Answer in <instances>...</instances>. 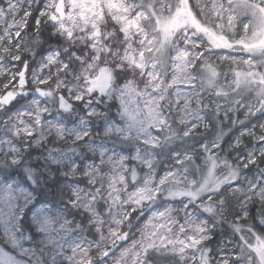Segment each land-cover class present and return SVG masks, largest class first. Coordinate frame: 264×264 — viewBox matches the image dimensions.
<instances>
[{
    "label": "snow or ice",
    "instance_id": "snow-or-ice-1",
    "mask_svg": "<svg viewBox=\"0 0 264 264\" xmlns=\"http://www.w3.org/2000/svg\"><path fill=\"white\" fill-rule=\"evenodd\" d=\"M0 264H264V0L0 6Z\"/></svg>",
    "mask_w": 264,
    "mask_h": 264
},
{
    "label": "rangeland",
    "instance_id": "rangeland-1",
    "mask_svg": "<svg viewBox=\"0 0 264 264\" xmlns=\"http://www.w3.org/2000/svg\"><path fill=\"white\" fill-rule=\"evenodd\" d=\"M6 2H7V0H0V6H5L6 7ZM46 54L47 53L44 50H41L40 51V54H38V55L35 56V61L39 62L42 59V57L44 55H46ZM25 58L28 59V61H29V68H28V71H27V76L30 78L31 77V74H32V72H33L34 69L37 72H39V67H38V64L37 63H33L32 62L31 54H28ZM224 67H227V65H224ZM13 70H15V69H13ZM229 80H231V77H229ZM220 83L221 84H224L223 77L220 78ZM240 118L243 119V114L242 113L240 114ZM253 123H255V121H253ZM238 127L239 126H237V128ZM237 135H239V131L236 130V129H234L233 130V133L230 136L226 137V139H235V137ZM211 246L212 247H219L220 245H217L216 244V241H213V243H212ZM6 250L10 251V249H6Z\"/></svg>",
    "mask_w": 264,
    "mask_h": 264
},
{
    "label": "trees",
    "instance_id": "trees-1",
    "mask_svg": "<svg viewBox=\"0 0 264 264\" xmlns=\"http://www.w3.org/2000/svg\"><path fill=\"white\" fill-rule=\"evenodd\" d=\"M34 15H38V13H34ZM31 22V21H30ZM53 44L55 43V42H52ZM48 47V45L47 44H45L44 45V49H46ZM41 50H43V49H37L36 51L40 54V51Z\"/></svg>",
    "mask_w": 264,
    "mask_h": 264
}]
</instances>
